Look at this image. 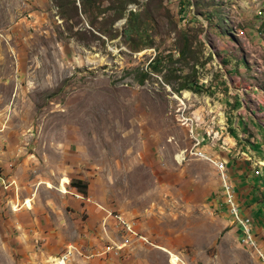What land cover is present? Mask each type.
<instances>
[{
  "label": "rangeland",
  "instance_id": "1",
  "mask_svg": "<svg viewBox=\"0 0 264 264\" xmlns=\"http://www.w3.org/2000/svg\"><path fill=\"white\" fill-rule=\"evenodd\" d=\"M182 1L128 3L156 24L153 46L131 51L117 11L114 39L84 16L75 37L53 0H0V264H262L193 152L229 173L230 128L257 101L250 88L264 91V0H202L205 15ZM182 27L193 52L181 60ZM157 54L171 58L140 83ZM192 72L206 91L177 89ZM230 180L264 250V188Z\"/></svg>",
  "mask_w": 264,
  "mask_h": 264
},
{
  "label": "trees",
  "instance_id": "2",
  "mask_svg": "<svg viewBox=\"0 0 264 264\" xmlns=\"http://www.w3.org/2000/svg\"><path fill=\"white\" fill-rule=\"evenodd\" d=\"M57 6V14L58 16L65 22L66 29L75 37H79L82 33L78 29L73 28L76 25L77 21L80 20L81 16L87 20L91 27H96V29L102 32L108 39H114L118 35V29H114L112 26L104 28L106 22L108 21V15L110 12H116V17L112 18L117 19L119 17L126 16V23L124 24L121 35L125 45L131 51H139L143 48L152 47L153 46V30L156 27L155 20L152 15L146 10H142L139 12L129 10L128 11V3L137 2V0H53ZM187 4H192L191 0H186ZM202 0H196V5L200 3L198 8L204 7L203 10H200V14H204L208 11L207 7L213 5L210 2V5H204ZM182 4L184 2L180 0ZM180 3V5H181ZM184 8V7H183ZM214 12L219 13V8L215 7ZM210 21L211 17L209 15L206 16ZM100 18V21H98ZM219 26H224L223 20H221ZM98 24V25H96ZM96 25V26H95ZM186 32V33H184ZM193 40L192 34L189 36V32L185 27L179 29L178 38L176 39V47L179 52L180 58L184 59L188 53H192L191 43ZM171 58L170 56H161L160 54L155 55V57L150 62V67L147 71L142 72L139 78V82L142 83L144 79L148 76V73L160 74L162 71V65L165 59ZM181 59V60H182ZM168 62L170 60H167ZM194 73L188 74L184 78V82L180 84L177 88L178 90L186 89L193 90L194 92H202L206 91L203 88V85H199L197 80L192 78ZM166 81L167 78L165 77ZM235 103L237 104L236 100ZM231 131H235L233 128H230ZM235 133L234 138L238 140V137ZM264 159V158H263ZM262 159V160H263ZM71 187L76 189V191L86 194L85 185L86 183L80 179H71L70 181Z\"/></svg>",
  "mask_w": 264,
  "mask_h": 264
},
{
  "label": "crops",
  "instance_id": "3",
  "mask_svg": "<svg viewBox=\"0 0 264 264\" xmlns=\"http://www.w3.org/2000/svg\"><path fill=\"white\" fill-rule=\"evenodd\" d=\"M250 93L252 96H257V101L254 104L248 103V111L246 109L239 111L240 118L236 120L238 132L234 131L233 135L227 136L228 145L224 147L226 154L223 155L228 159L229 176L234 177V182L238 185L237 188L245 190L244 192L247 194L252 189L264 188V167L260 170L258 168L264 164L261 163V160H256L257 153L255 151L256 148H260L264 152V127L261 124L263 119L261 115L264 117V91L252 87ZM235 133L239 136L236 135L238 140L234 139ZM199 149H203L202 146L197 147L196 150ZM229 153L232 154L228 155ZM233 161H235L234 164L230 163ZM255 170H259L261 174H255ZM256 179L260 187L256 185ZM260 192L263 193L264 189ZM248 197L250 198L251 195Z\"/></svg>",
  "mask_w": 264,
  "mask_h": 264
},
{
  "label": "built area",
  "instance_id": "4",
  "mask_svg": "<svg viewBox=\"0 0 264 264\" xmlns=\"http://www.w3.org/2000/svg\"><path fill=\"white\" fill-rule=\"evenodd\" d=\"M199 157H202L206 159L208 162H210L213 167L216 170L217 176L220 181V188L222 191V202L224 204V207L229 214L230 218L232 220L231 223L235 224L238 229H240V240L244 244V246H250L254 253L259 256H257L262 264H264V250L260 247V245L257 243L256 237L254 233L252 232V221L248 215H245L241 212L240 206L237 203L236 197V189L234 188V185L231 183L229 173L225 167V161L222 159H218L212 156L206 155L202 150H195L193 152ZM255 174H259V170L254 171ZM120 223L122 225H126V227L130 228L131 223L130 222H125L122 218H120ZM117 249H120L121 246H116ZM110 251L111 249H114L113 246H107L106 247ZM70 256V253H65ZM66 255L62 256L60 258V263L65 262Z\"/></svg>",
  "mask_w": 264,
  "mask_h": 264
},
{
  "label": "bare ground",
  "instance_id": "5",
  "mask_svg": "<svg viewBox=\"0 0 264 264\" xmlns=\"http://www.w3.org/2000/svg\"><path fill=\"white\" fill-rule=\"evenodd\" d=\"M184 94L187 95L188 93L185 91ZM179 157H180V156H179ZM261 163L264 164V160H262ZM259 174H261V173H259ZM256 256H259V255L257 254ZM64 263H65V262H64ZM56 264H63V262H62V263H56Z\"/></svg>",
  "mask_w": 264,
  "mask_h": 264
}]
</instances>
